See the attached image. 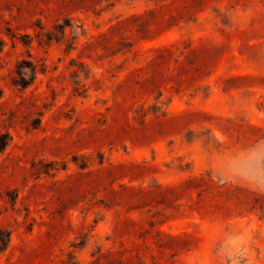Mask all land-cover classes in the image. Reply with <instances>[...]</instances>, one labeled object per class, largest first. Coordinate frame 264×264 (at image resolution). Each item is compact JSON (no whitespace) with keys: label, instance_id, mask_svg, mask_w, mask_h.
<instances>
[{"label":"rangeland","instance_id":"374dc122","mask_svg":"<svg viewBox=\"0 0 264 264\" xmlns=\"http://www.w3.org/2000/svg\"><path fill=\"white\" fill-rule=\"evenodd\" d=\"M1 135L0 264H264V0H0Z\"/></svg>","mask_w":264,"mask_h":264},{"label":"trees","instance_id":"16d2710c","mask_svg":"<svg viewBox=\"0 0 264 264\" xmlns=\"http://www.w3.org/2000/svg\"><path fill=\"white\" fill-rule=\"evenodd\" d=\"M30 72H32V75L34 76L35 74V69L33 71V67H30ZM33 79V78H32ZM31 79V80H32ZM21 88H26L27 87V83H24L23 81H21V83L18 84ZM8 143V135H1L0 136V152L2 150H4V148L6 147Z\"/></svg>","mask_w":264,"mask_h":264}]
</instances>
